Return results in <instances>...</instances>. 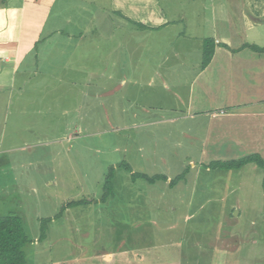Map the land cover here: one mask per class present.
Returning a JSON list of instances; mask_svg holds the SVG:
<instances>
[{
    "label": "rangeland",
    "instance_id": "374dc122",
    "mask_svg": "<svg viewBox=\"0 0 264 264\" xmlns=\"http://www.w3.org/2000/svg\"><path fill=\"white\" fill-rule=\"evenodd\" d=\"M87 1L66 15L81 21L58 25L85 42L42 40L17 75L21 118L14 97L0 117V135L23 143L0 147V214L21 216L27 261L264 264V169L209 167L253 153L248 127L187 106L211 0H154L166 21L149 28L122 18L127 0ZM52 38L58 47L43 50ZM250 108L264 110V100ZM261 122L250 129L264 159Z\"/></svg>",
    "mask_w": 264,
    "mask_h": 264
},
{
    "label": "crops",
    "instance_id": "0c3cea01",
    "mask_svg": "<svg viewBox=\"0 0 264 264\" xmlns=\"http://www.w3.org/2000/svg\"><path fill=\"white\" fill-rule=\"evenodd\" d=\"M97 1L88 0V9L102 8L101 3L99 5L95 3ZM111 1L112 5L118 8L116 6L118 0ZM75 2L76 0H3L2 3L0 2V117L3 116V119L5 118L4 106L11 102L12 97H14L13 104L18 109L13 112V115L15 118H21L22 110L19 109L20 103L18 96L14 94V89L26 87V82L18 80L17 75L28 71L32 63H35L36 60L32 58L38 54V44L42 40V42L49 41L52 35L60 33L62 29L59 28V24L82 20L79 14L76 18L71 17L70 20L66 16L69 15V10L74 8ZM120 3V8L124 4L120 11L126 14L122 15L123 19L140 22L148 28L166 21L165 16L160 12L161 8L157 7L155 11H152L150 5L155 7L154 0H127ZM209 8L211 37L206 38L213 41V54L203 69L199 64L195 71L189 85L187 106L196 113L209 109L218 110L211 113L213 117L220 114H225L227 117H239L236 118L241 122L239 127L240 125L243 128L248 127V134L241 136L254 148L253 153L244 156L260 155L258 152L262 147L256 145L254 132L250 128L255 122H261L258 116H264V110L259 111L250 107L264 100V0H211ZM100 11L97 13L100 14ZM96 20L94 16L93 22ZM60 34L65 39L60 38L59 42L66 47L70 45L66 40L75 39L76 47L80 46L81 42H85V38L87 39L84 35L74 38L72 34ZM206 38H202L203 44ZM89 39L99 43L103 41L101 33H94ZM57 41V38H52L47 45L42 44V49L47 50V46L58 47L54 43ZM95 47H98V44H95ZM234 84L238 85V88ZM256 126L260 128V133H264V122ZM19 138L20 136L14 131L8 137L2 131L0 135L2 151L11 152L21 148L23 143ZM235 141L238 144L243 143L240 139ZM238 150L240 151V148ZM0 216L3 215L0 214ZM37 238L34 237L33 240ZM61 262L50 261L41 264H63ZM25 264L40 263H30L26 259Z\"/></svg>",
    "mask_w": 264,
    "mask_h": 264
},
{
    "label": "trees",
    "instance_id": "16d2710c",
    "mask_svg": "<svg viewBox=\"0 0 264 264\" xmlns=\"http://www.w3.org/2000/svg\"><path fill=\"white\" fill-rule=\"evenodd\" d=\"M3 0H0L2 3ZM213 41L206 38L203 44V57L200 67L203 69L210 61L213 54ZM255 47V46H253ZM255 49V48H254ZM259 49V48H256ZM262 50V49H260ZM255 163L264 169V160L258 154L244 156L239 159L214 161L210 163L211 168H225V169H238L244 164ZM165 180L166 176H161ZM154 177H148L152 181ZM174 180H170V184H174ZM76 202H68L67 205L76 204ZM30 241L27 236L23 222L20 216L15 214H7L0 216V264H25L26 258L22 247Z\"/></svg>",
    "mask_w": 264,
    "mask_h": 264
}]
</instances>
